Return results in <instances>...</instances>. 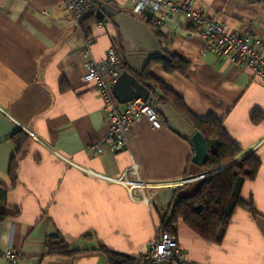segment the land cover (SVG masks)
<instances>
[{
	"label": "crops",
	"instance_id": "1",
	"mask_svg": "<svg viewBox=\"0 0 264 264\" xmlns=\"http://www.w3.org/2000/svg\"><path fill=\"white\" fill-rule=\"evenodd\" d=\"M104 1L132 14L129 0ZM193 8L235 33L248 30L260 41L255 49L264 51V0H194ZM192 28L191 17L175 11L158 29L161 46L189 63L185 74L168 73L151 61L147 72L180 97L190 115L222 123L241 149L228 164L250 155L260 164L240 190L254 212L236 206L219 243L201 239L178 219L177 243L192 264H264V82L250 67L215 55L202 39L188 36ZM88 37L95 59L110 46L126 59L111 18L94 21ZM84 48L81 26L70 22L60 0H0V184L7 188V206L17 210L0 221V250L16 251L15 264H108L101 246L139 257L161 231L169 207L166 197L155 193L174 187L173 196L190 195L220 171L221 166L204 169L192 161V143L165 121L153 128L135 118L124 131L125 147L113 150L104 140V97L97 85L83 80ZM20 130L28 139L18 149L13 135ZM131 168L147 183L149 203L133 199L118 179ZM54 235L77 252L47 254ZM0 264L7 263L0 258Z\"/></svg>",
	"mask_w": 264,
	"mask_h": 264
},
{
	"label": "built area",
	"instance_id": "2",
	"mask_svg": "<svg viewBox=\"0 0 264 264\" xmlns=\"http://www.w3.org/2000/svg\"><path fill=\"white\" fill-rule=\"evenodd\" d=\"M67 11L70 22L80 29L81 18L92 10L90 0H60ZM194 0H184L182 3L169 0H129L131 13L143 16L152 27L159 29L166 22L171 21L175 11H181L191 17L193 28L188 36H197L204 42L206 48L213 54L229 58L239 65H246L264 82V51H258L254 40L248 30L241 34L235 33L226 24L213 20L207 13L193 8ZM92 39L85 37V48L82 53L85 69L83 80L94 83L104 97L107 109L108 133L105 137L113 150L125 147L124 131L130 123L138 117H143L153 128L165 125L162 116L152 104L142 98H133L122 104L119 110L118 103L113 97L111 86L123 70L124 59L114 46L106 49L101 59H95L90 52ZM94 147L100 151V144ZM129 189L133 199L149 203L151 195L146 194L147 183L135 175L134 169H129L118 177ZM19 254L11 248L0 250V258L7 264H15ZM148 264H157L160 260H169L171 264H192L182 257L175 234L158 231L149 241V248L142 255Z\"/></svg>",
	"mask_w": 264,
	"mask_h": 264
},
{
	"label": "trees",
	"instance_id": "3",
	"mask_svg": "<svg viewBox=\"0 0 264 264\" xmlns=\"http://www.w3.org/2000/svg\"><path fill=\"white\" fill-rule=\"evenodd\" d=\"M94 7V4H92V10L80 20L81 30L85 37L90 35V26L96 21ZM139 18L151 29L160 45L163 44L164 41L160 31L152 27L150 22L144 19L143 16H139ZM161 52L166 54L169 59H154L150 63H161L168 73H186L189 67L188 62L178 56L170 55L162 46ZM147 67L136 74L124 59L123 69L134 73L138 80L152 91V95L157 102L171 103L202 134L207 152L206 160L201 165L202 168L223 166L232 161L241 149L228 136L222 123L216 118L211 117L200 120L190 115L182 99L165 84L154 79L147 72ZM257 119L258 117L255 116L254 120ZM13 139L19 149L28 139V135L20 130L13 135ZM11 162L13 165L14 158ZM259 164V159L254 155H250L204 179L192 194L178 197L172 218L168 221L162 219L159 229L175 234L174 224L178 219H181L201 239L207 242L219 243L223 239L231 214L236 206H245L248 210L254 212L252 203L241 199L240 190L245 181L252 180L256 176ZM9 178L12 184L16 182L15 168L11 167ZM6 192L7 188L0 184V221L17 214V210L7 206ZM100 249L104 252L108 264H148L142 259V255L139 257L123 255L110 251L105 246H101ZM76 252L59 235L51 236L47 240L46 253L49 255L70 257Z\"/></svg>",
	"mask_w": 264,
	"mask_h": 264
},
{
	"label": "water",
	"instance_id": "4",
	"mask_svg": "<svg viewBox=\"0 0 264 264\" xmlns=\"http://www.w3.org/2000/svg\"><path fill=\"white\" fill-rule=\"evenodd\" d=\"M91 1L96 5L94 11L96 20L107 21L111 18L114 24L117 25L126 60L134 73L138 74L142 72L148 63L154 59H169L166 54L161 52L160 42L143 20L119 10L104 0ZM134 73L126 69L120 72L111 86L113 97L119 104H124L133 98H142L152 104L172 130L192 143L194 148L192 161L198 165H202L207 157L206 144L202 134L171 103L157 102L156 98L152 95V91L141 83ZM231 164L221 166L218 170L224 169ZM174 191V187L159 189L154 195L155 198L158 195L166 197L167 206L169 207L164 214L165 221L172 218L177 204L178 197L173 196ZM157 264H171V262L169 260H160Z\"/></svg>",
	"mask_w": 264,
	"mask_h": 264
}]
</instances>
